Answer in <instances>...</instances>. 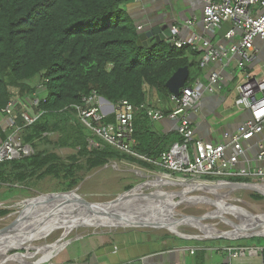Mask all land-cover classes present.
<instances>
[{"label": "trees", "instance_id": "16d2710c", "mask_svg": "<svg viewBox=\"0 0 264 264\" xmlns=\"http://www.w3.org/2000/svg\"><path fill=\"white\" fill-rule=\"evenodd\" d=\"M131 2L0 0V110L17 99L31 103L36 96L39 100L35 123L24 127L22 107L15 118L24 144L31 145L34 154L0 163V189L52 177L64 185L63 192L72 191L80 184L81 172L111 161L162 171L121 155L102 140H98L100 147L90 149L91 134L77 119L76 107L84 106V98L93 93L112 103L128 100L138 109L134 151L158 159L173 146L175 139L152 131V120L140 107L152 92L170 99L167 82L180 68H189L187 85L192 84V70L198 63L190 56L197 53L165 41L139 46L137 25L127 11ZM12 131L4 132L0 126L2 140ZM55 135L58 139L53 141ZM177 140L184 142L181 137ZM61 149L72 153L63 158L57 152Z\"/></svg>", "mask_w": 264, "mask_h": 264}, {"label": "crops", "instance_id": "0c3cea01", "mask_svg": "<svg viewBox=\"0 0 264 264\" xmlns=\"http://www.w3.org/2000/svg\"><path fill=\"white\" fill-rule=\"evenodd\" d=\"M204 6L205 0H149L146 2L133 0L127 6V11L137 26H143L149 19L162 27L167 26L165 34L168 37H173L172 29L168 24L174 21L175 26H180L179 37L182 39L198 35L218 48H226L233 43H239L242 30L232 21L222 23L211 34L205 30ZM175 9L178 14L176 13L174 15L176 19H173L170 15ZM189 21H195V24L189 27L187 25ZM233 28L236 30V35L228 39L226 34ZM255 48L256 58L247 65L245 70L238 67V59L234 56L202 66L204 49L200 45L197 51L192 49L197 55L190 56L198 63L192 70L195 81L200 80L207 84L210 75L214 72L222 77L221 90L212 95L205 94L195 109L190 111L189 117L195 128V138L216 145L226 144L227 158H230L234 152L229 144L228 135L237 134L239 128L252 118L249 109L238 107L236 104L240 95L239 88L247 79V75L264 76V41L257 39ZM262 96L259 94L257 99ZM34 99H37L36 96ZM17 100L23 101V99ZM147 104L167 114L175 110V104L170 99L163 98L156 92L150 93ZM20 109L16 110L15 116H18ZM10 118L0 110L2 128L9 125ZM178 126L177 120L151 121L152 131L160 136L175 139L173 145L179 143L177 140L180 137ZM0 140H2L1 137ZM242 145L244 154L239 156V162L228 180L248 186V188L242 189L244 192L241 194L243 199L240 203L227 198L229 204L226 203V207L242 216L250 217L264 214V201L255 198L257 195L264 198V182L254 176L257 169L264 168V163L259 161V154L264 149V128L254 138L243 141ZM260 227L262 228L256 235H249L242 240L234 241L208 240L197 238V236H193L194 239H185L173 234L155 235L152 231L146 232L140 229L124 230L105 235L104 238L89 236L71 240L66 242L67 247L64 249L61 245L65 244L59 243L48 258L44 257L41 260L45 261L44 263L40 261V263L31 264H123L127 262L134 264H264V240L255 241L252 238L254 236L264 238V226ZM240 247L247 250L242 251L238 258H232L227 248Z\"/></svg>", "mask_w": 264, "mask_h": 264}, {"label": "built area", "instance_id": "2783aa9c", "mask_svg": "<svg viewBox=\"0 0 264 264\" xmlns=\"http://www.w3.org/2000/svg\"><path fill=\"white\" fill-rule=\"evenodd\" d=\"M149 1V0H138ZM254 10V11H253ZM234 22L242 30V38L239 43H233L226 48L215 47L211 42L202 39L198 35L182 39L180 26L172 27V42L177 48L190 47L197 51L199 45L204 49L201 65L206 66L211 62L223 61L234 56L238 59V67L245 70L247 65L256 58L255 41H264V0H205L203 10V23L208 33L215 32L222 23ZM195 21H189L191 27ZM236 35L235 28L226 34L228 39ZM247 79L239 88L240 95L236 102L238 107L249 109L252 113L251 120L242 125L235 135H228L234 152L230 158L226 156V144H212L195 138V128L190 120V111L195 109L205 94H215L221 90L222 77L217 72L210 75L207 84L200 80L187 85L181 90L179 96L171 95L170 100L175 104V110L171 113H164L147 103L140 109L147 113L152 121L165 119L177 120L179 123L178 134L184 142L174 144L169 151L164 152L158 159L142 156L134 151L135 139V112L138 110L128 100L112 103L103 100L98 94L93 93L84 98V106H77V119L91 134L89 148L100 147L99 141L112 146L121 155L134 157L138 161L156 166L166 176L179 175V179L200 186H213L214 188L226 187L231 190L247 189L248 186L230 182L228 177L233 175V169L239 162V156L244 154L243 141L250 140L261 133L264 128V76L256 77L247 75ZM42 86H39V89ZM262 94V98L257 96ZM31 104V105H29ZM23 105L20 116L24 127L30 126L38 119L35 108L39 105L38 99L32 103H23L22 100L11 101L3 110V113L10 116L9 125L3 128L6 132L13 129L5 140H0V163L15 161L30 157L34 149L29 144H24L21 134L22 129L16 126L14 113ZM259 161L264 163V149L259 154ZM121 162H126L122 160ZM130 163V162H129ZM135 172L143 173L147 168L137 163ZM149 170V169H148ZM254 176L264 182V168L255 171ZM172 177V176H171ZM196 250L195 248H192ZM232 258H238L246 248H227ZM123 264H134L127 262Z\"/></svg>", "mask_w": 264, "mask_h": 264}, {"label": "rangeland", "instance_id": "374dc122", "mask_svg": "<svg viewBox=\"0 0 264 264\" xmlns=\"http://www.w3.org/2000/svg\"><path fill=\"white\" fill-rule=\"evenodd\" d=\"M25 102L27 101L23 99V103ZM15 118L16 116L14 117V120ZM57 139L58 138L56 135L52 137L53 141ZM57 152L63 158L68 157V155L72 153L70 150L65 149L57 150ZM135 168H138V166H135V164L129 162L126 163L121 161H111L109 164L102 168L94 169L91 172H81L80 184L74 189H77L75 195L69 196L68 199L73 202L86 201L89 203H106L114 200L119 195L124 194L130 189L138 187L142 183L146 184L144 186H141V189H143V187H145L149 181H156L158 177H165V175H163L162 173L163 171H152L147 169L144 170L143 173L137 174V172H135ZM172 176L175 179H177V177H181L180 174ZM61 184L62 183L58 180H55L52 177H48L41 181L35 179L34 181L21 186L22 188L3 185L0 189V213L2 211H7L8 213L4 216L0 215V233L3 232L21 214V212L28 207H30L28 211L31 210L36 213L42 208H49L51 205L55 204H63V202H65V198H58L57 200L47 201L46 203L39 205L35 204L45 200V198L30 200L43 195L46 196L63 193L62 187H64V185ZM207 187L209 189L211 187L212 189L214 188L213 186ZM214 190L217 191L220 195V203L223 206H226V203L229 204L227 198L232 199L230 201H239V203L243 199V197L241 196V194L244 192L243 190H231L230 188H226L223 186L214 188ZM161 193L164 196L173 197L174 214L177 219L188 220L205 230L212 232H230L235 230L236 227L241 223V219L237 216V214L229 211L230 208H222L217 203L216 197L212 194L207 193L203 190H184L182 187L175 184H168L167 186L151 188L148 190L143 189L138 193L139 195H137L138 197L136 198V200H134L135 202H133V205L130 204L127 207L147 209L150 206H155L161 210L160 212L157 211L158 214L156 215L158 219L164 224H173L172 215L169 212L172 210L171 207L166 210L162 205H158V203L156 205H152V199L143 197L162 196ZM168 197H166L163 202H171ZM261 200L264 201V198L262 197ZM89 206L96 207L92 205ZM111 206L118 210L122 209L118 208V206L120 205H117V203H113ZM124 206L125 205H122L121 207ZM83 209L87 212L90 210V212L92 213L97 212L94 210L92 211V209H88V207H85ZM109 210H112V208L109 207L108 211ZM78 211L79 210L77 209L43 210L37 214H33V216L29 218L25 223H23L17 230L5 234V241L12 242L31 238V236L34 235L39 227L43 226L46 222L50 221L49 223L51 224L57 223L61 221L63 217L80 213ZM126 212H128L127 209ZM258 219L252 218L245 221L251 223L255 222ZM141 224L145 226H160L156 222L146 218H128L127 215L123 216L119 214L94 215L90 218H83L80 221L73 222L71 224L72 230L68 235L64 237L63 241H61L60 244H65L61 245V247H63L64 249L67 247L66 242H69L71 240L83 239L89 236L104 238L105 235L108 236L110 234L131 229H140L146 232L152 231V233H154L155 235H172V233L165 228H127L130 226H137ZM261 228L262 227L253 229L251 228L252 230L249 229L246 232L241 231L240 233H243V238H246L247 236H251L252 234L256 235V233L260 231ZM68 229L69 228H67L66 226H63L59 229L47 231L29 246L28 249L30 250H28L27 252L22 249V247L0 250V256L2 257H0V264H31L35 262L40 263V261L43 260L44 257L48 258L53 252L52 251L49 254H45L44 251L49 249V245L51 246L58 242L62 238L63 234L67 233ZM176 231L180 234L189 236L203 237L206 235L204 232H201L199 229H196L188 224H179L176 227ZM240 238L241 239L239 240H242V237ZM252 238L255 241L259 239L261 241L264 240V238H259L258 236H254ZM44 262L45 261H41V263Z\"/></svg>", "mask_w": 264, "mask_h": 264}, {"label": "water", "instance_id": "95a60500", "mask_svg": "<svg viewBox=\"0 0 264 264\" xmlns=\"http://www.w3.org/2000/svg\"><path fill=\"white\" fill-rule=\"evenodd\" d=\"M172 14L170 15V17L173 19H176V17L174 15H176L177 13V9L175 10H172ZM178 14V13H177ZM175 17V18H174ZM169 25V28L172 29V27L175 25L174 21L171 23V24H168ZM166 28L167 26H160V25H157L154 23L153 20L149 19V21L144 24L143 26L140 25V26H137V29H138V34H139V39H138V42L137 44L139 46H143V47H150V46H153L155 43H161L162 41H165L167 42L168 44L170 45H173V42H172V37H168L167 34H165L166 32ZM189 75H190V70L188 67H183V68H180L178 69L174 74L173 76L168 80L167 82V87L169 89V91L171 92L172 95H175V96H179L180 93H181V90L186 86L187 84V81H188V78H189ZM104 97H102L103 99ZM105 100V98L103 99ZM166 176H172V175H169V174H166ZM173 177V176H172ZM178 178V177H177ZM159 179V178H158ZM179 179V178H178ZM146 183H142L141 185L139 186H144ZM180 187H182L184 190H203L207 193H210L212 194L213 196L216 197V201L217 203L224 209H229L228 207L226 206H223L221 203H220V195L218 194L217 191L214 190V188L212 189V187L209 189L208 187H205L204 189L200 188L199 186H193V185H190V184H187V185H179ZM192 186V187H191ZM77 190V189H76ZM76 190L74 191H68V192H63V193H58V194H53V195H43V196H39L37 198H34V199H30V200H36V199H40V198H45L46 201H51V200H55V199H58V198H65V203L66 204H71V205H76V206H80V205H85V204H90V205H96V206H100V205H107L109 203H115V202H118L120 199H122L123 197H126L132 193H139V191H137V187L136 188H133V189H130L129 191L125 192L124 194L122 195H119L117 198H115L114 200L110 201V202H106V203H89V202H86V201H81V202H73L71 200L68 199L69 196H73L76 192ZM141 197V196H140ZM143 197H148L150 199H153L154 203H158V205H162L163 208H165L166 210L169 209L170 207L172 208L170 212V214L172 215V219H173V224L175 225H179V224H188L196 229H199L201 232H204L206 234V236H203V237H197V238H202V239H225V240H231V241H234V240H238V239H241L240 237L243 238V236H239V237H229L227 236V234L233 232V231H240L241 230V225H242V222H244L245 220H248V219H258L260 217H263L264 214H261V215H254V216H251V217H244L236 212H234L233 210H230L232 213H236L237 216L241 219V223L240 225L233 231H230V232H219V233H213L212 231H208V230H205L199 226H197L196 224L188 221V220H179L175 217V214H174V208H173V197L172 196H143ZM168 197L170 201H164L163 200ZM29 201V200H27ZM169 206H168V205ZM168 207V208H167ZM162 208V209H163ZM164 210V209H163ZM165 211V210H164ZM34 214V211H28V210H23L21 212V214L3 231L0 233V237L3 236L5 233L7 232H13L15 230H17L23 223H25L29 218L32 217V215ZM177 225V226H178ZM138 227H141V228H144V227H152V228H165L167 230H169L173 235H176V236H179L181 238H185V239H194L193 236H189V235H183V234H180L176 231H173L171 229H168L167 227H163V226H145L143 224L141 225H137V226H130V227H127V228H138ZM254 235V234H252ZM64 235L62 236V238L56 242L55 244L53 245H58L60 243L61 240L64 239ZM248 237V236H247ZM196 238V237H195ZM50 246V245H49ZM52 246V245H51ZM24 249L26 252L30 249L28 248H22ZM143 262V261H142Z\"/></svg>", "mask_w": 264, "mask_h": 264}, {"label": "bare ground", "instance_id": "6f19581e", "mask_svg": "<svg viewBox=\"0 0 264 264\" xmlns=\"http://www.w3.org/2000/svg\"><path fill=\"white\" fill-rule=\"evenodd\" d=\"M168 184H175V185H187V184H190V185H193V186H199L202 189H204V187H205L203 185L200 186V184H197V183L192 184V183L187 182V181L182 180V179H178V178L175 179V178H173L171 176H165L164 178H159L156 181H149L148 184L145 187H143V189H147L148 190V189H151V188H159V187L167 186ZM141 188H142L141 186H138L137 187V191H139V192L142 191L143 189H141ZM137 195H139V194L138 193H132V194L126 196V197H123L118 202H115V203H117V205H120V206H118V208H122V209H119V210L116 209V208H114L113 206H111L113 203H109L107 205H100V206L92 205V206H96V207H91V206H89L90 204H88V205L85 204V205H80V206L70 205V207H73V208H76V209H80L81 208L82 212L76 213V214H74V215H72V216H70L68 218L62 219L61 221H59L57 223H52L51 224V223H49L50 221L49 222H46V223H49V224H46L45 223L43 226L39 227V229L34 233V235L31 236V238H28V239H22V240H18V241L8 242V241H5V234H7L8 233L7 232L3 236L0 237V250H2V249L16 248V247L29 248V246L34 241H36L41 235H43L47 231L54 230V229H59V228H61L63 226H66L67 228H69L68 231H67V233H64L63 234L64 236H66L72 230L71 224L73 222L80 221L83 218L84 219L90 218L91 216H94V215L119 214V215H123V216L124 215H127L128 218H135V217H137V218H146V219H150V220L156 222L160 226L167 227V228H170V229L176 231V227H177L178 224L177 225L176 224L175 225L174 224H164V223H162L158 219V217H157L156 214H158L157 211L160 212L161 210L159 208L155 207V206H150L147 209H141V208H135V207H133V208L132 207L131 208L130 207H127L130 204L133 205V202H135L134 200H136V198L138 197ZM161 195H162V193H161ZM162 196H164V195H162ZM153 201L154 200L152 199V202ZM46 202L47 201L45 199V200H43L41 202H38L35 205L43 204V203H46ZM156 204L157 203H154V202L152 203V205H156ZM62 205H64V204H59V205L55 204V205H51L50 207L51 208H58V207H61ZM122 205H125V206L124 207H121ZM85 207H88V209H92V211L94 210V211H97V212L96 213H92V212H90L91 210L87 212L86 210L83 209ZM109 207L112 208V210H109L108 211V208ZM28 209H30V207H28L25 210H28ZM126 209L128 210V212H126ZM43 210H50V209L42 208V209L38 210L36 213H34V214H37V213H39V212H41ZM89 214H92V215H89ZM242 223L243 224L241 225V230L240 231H236V232L233 231V232L227 234V236H229V237H235L236 238V237H239V236H243L244 235L243 233L242 234L240 233L241 231H245L246 232V231H248L251 228L253 229V228H256V227L264 226V216L263 217H260L255 222H251L250 223L248 221H244ZM213 233H219V232H213ZM57 246L58 245L49 246L48 247L49 249L46 250V251H44V253L45 254H49L50 252L54 251L57 248Z\"/></svg>", "mask_w": 264, "mask_h": 264}, {"label": "flooded vegetation", "instance_id": "af4514ba", "mask_svg": "<svg viewBox=\"0 0 264 264\" xmlns=\"http://www.w3.org/2000/svg\"><path fill=\"white\" fill-rule=\"evenodd\" d=\"M56 200H57V199H56ZM63 204H64V205H62L61 207H58V208H51V207H49V208H47V209H50V210L76 209V208L70 207V205H69V204H66L65 202H63ZM64 206H65V207H64ZM77 210H79L78 212H82L81 208H80V209H77ZM72 215H74V214H71V215H68V216H66V217H63L62 219L68 218V217H70V216H72Z\"/></svg>", "mask_w": 264, "mask_h": 264}]
</instances>
